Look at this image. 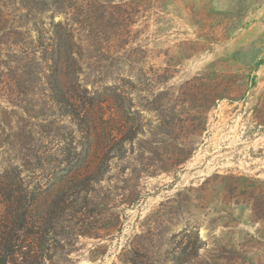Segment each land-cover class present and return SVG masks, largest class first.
I'll return each mask as SVG.
<instances>
[{"label": "rangeland", "instance_id": "obj_1", "mask_svg": "<svg viewBox=\"0 0 264 264\" xmlns=\"http://www.w3.org/2000/svg\"><path fill=\"white\" fill-rule=\"evenodd\" d=\"M3 3L0 264H264V0Z\"/></svg>", "mask_w": 264, "mask_h": 264}, {"label": "trees", "instance_id": "obj_2", "mask_svg": "<svg viewBox=\"0 0 264 264\" xmlns=\"http://www.w3.org/2000/svg\"><path fill=\"white\" fill-rule=\"evenodd\" d=\"M3 1L0 0V97L5 92L9 80L15 79L17 82H25L28 79L33 80L34 69L33 59H27L26 62L25 59L20 58L18 53H14L16 50L11 55L7 53L9 49L17 47L20 44L19 37L21 33L18 32L17 27H9L12 13L7 3H3ZM54 26L61 27L62 24L60 23ZM12 58L15 59L12 60ZM11 63L18 65V67L12 69ZM8 249V246L0 248V259L4 258V251Z\"/></svg>", "mask_w": 264, "mask_h": 264}]
</instances>
